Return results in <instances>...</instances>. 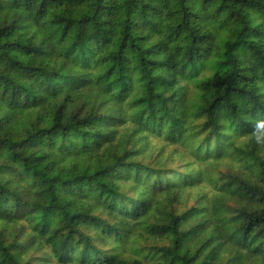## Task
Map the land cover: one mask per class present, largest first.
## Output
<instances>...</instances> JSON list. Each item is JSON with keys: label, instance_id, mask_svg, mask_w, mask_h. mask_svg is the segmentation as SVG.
Returning <instances> with one entry per match:
<instances>
[{"label": "trees", "instance_id": "1", "mask_svg": "<svg viewBox=\"0 0 264 264\" xmlns=\"http://www.w3.org/2000/svg\"><path fill=\"white\" fill-rule=\"evenodd\" d=\"M0 264H264V0H0Z\"/></svg>", "mask_w": 264, "mask_h": 264}]
</instances>
